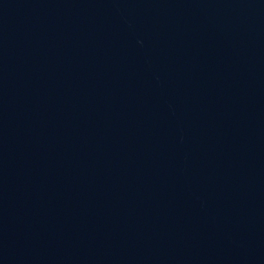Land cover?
<instances>
[{
    "label": "water",
    "instance_id": "1",
    "mask_svg": "<svg viewBox=\"0 0 264 264\" xmlns=\"http://www.w3.org/2000/svg\"><path fill=\"white\" fill-rule=\"evenodd\" d=\"M0 264H264V0H0Z\"/></svg>",
    "mask_w": 264,
    "mask_h": 264
}]
</instances>
